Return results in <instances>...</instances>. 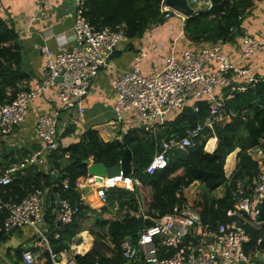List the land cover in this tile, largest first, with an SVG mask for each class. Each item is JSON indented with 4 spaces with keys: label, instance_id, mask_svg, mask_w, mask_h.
<instances>
[{
    "label": "built area",
    "instance_id": "obj_1",
    "mask_svg": "<svg viewBox=\"0 0 264 264\" xmlns=\"http://www.w3.org/2000/svg\"><path fill=\"white\" fill-rule=\"evenodd\" d=\"M72 30L75 45L71 48L56 46H39L45 57L42 66L43 76L27 90L16 93L14 99L0 104V138L11 133L14 126L22 123L28 113L30 101L45 91L48 87L57 86V106L52 113L36 117L34 128L42 141V150L31 154L19 164L24 168L29 164L40 162L43 151H53L57 148L58 117L63 110L84 112L83 100L88 95L92 80L99 70L106 66L113 50L124 37V28L116 25L114 28L104 26L100 29L91 25L85 11L86 0H73ZM195 6L203 5V11L213 6L211 0H188ZM164 17L168 18L175 10L162 6ZM196 12V11H195ZM178 13V12H177ZM264 44V30L259 35L247 31L241 32L240 57L247 58L260 51ZM145 52L134 60L128 70L123 71L111 81L116 100L113 106L117 117L125 112H134L136 118L145 124V130L154 132L149 125H162L173 111L182 110L192 102L195 112L199 110L198 103L204 102L208 116L202 124L187 129L186 136L170 137L161 141L152 159L144 171L153 173L168 166L170 156L176 151H183L194 146V137L206 129L212 130L215 123L225 124L236 112L226 107V101L237 92H243L248 83L257 82L246 69L238 68L221 50L220 44L199 49H184L179 56L170 53L164 58L163 66L157 72L145 75L141 71V61ZM215 62L216 68L207 71L206 66ZM245 80L242 81L239 78ZM215 87L220 93H215ZM222 90H225L222 91ZM258 152L264 149V137L260 138L254 147ZM16 168L9 167L0 175V186L11 182ZM258 178L253 180L250 194L241 191L232 193L233 208L227 211L231 219L218 222L210 229L201 222L199 209L187 206L182 211H174L153 219V224L139 232L134 241L125 237L121 243L122 264H239L247 262L244 244L249 236L245 225L258 226L254 221V206L264 196V172L261 167ZM77 184V183H76ZM137 179L132 174L104 177L95 184V193L99 202H106L107 191L112 187H122L133 190ZM66 187L67 184H64ZM76 186V185H75ZM44 193L35 190L23 197L19 202L2 201L0 209H5L7 215L3 221L4 232L9 236L12 231L29 226L36 233L33 247L49 249L47 239L39 229L40 214L44 202ZM55 218L60 224L72 221L77 208L67 200H60ZM82 242H80L81 244ZM22 253L25 264L33 260L31 249ZM60 256V257H59ZM63 254L53 255V264ZM61 264H76L72 259H65Z\"/></svg>",
    "mask_w": 264,
    "mask_h": 264
},
{
    "label": "trees",
    "instance_id": "obj_2",
    "mask_svg": "<svg viewBox=\"0 0 264 264\" xmlns=\"http://www.w3.org/2000/svg\"><path fill=\"white\" fill-rule=\"evenodd\" d=\"M254 1L220 0L210 10L187 17L183 31L193 41H229L234 35H239L244 14L253 6ZM163 4L164 0H86L85 15L90 24L98 29L123 25L124 37L131 38L141 35L152 23L163 20ZM113 55L114 53L109 59ZM21 60L22 54L16 34L0 19V104L14 99L20 90L18 83L26 78L20 68ZM7 90L10 95H6ZM198 107L199 110L195 112L192 106H186L158 133L159 136L170 138L177 134L181 137L186 129L194 128L203 122L208 116V109L203 102H199ZM226 107L234 110L236 115L223 125L215 124L213 130H202L194 139V146L186 151H176L164 169L150 174L142 172L156 145L150 138L141 136L138 130L130 131L121 141H104L96 130L90 128L84 132L79 142L67 147L58 146L50 152L48 160L61 163L54 173L44 172L34 165L27 166L23 172L16 171L10 183L0 186V199L17 203L37 189L50 191L52 186L57 184L61 198L79 203V210L71 223L62 224L57 229L55 224H52V217H49L53 225L51 227L59 234L58 238L49 240V245L52 253L59 254L62 249L68 247L71 238L79 231L80 221L85 218L88 209L86 204L77 199L78 195L73 188L75 180L87 174L90 158L94 163L110 167L118 163L124 149L128 148L132 154L134 174L140 176L143 183L149 187L135 186L133 191L120 187L108 189L106 202L95 220V244L98 249L95 248V252L88 257L76 256L77 263L122 264L121 241L128 236L135 243L139 232L153 224L151 218L186 209V189L194 181L202 185L200 200L196 202L201 207V221L208 228L214 229L218 222L231 219L227 216V211L233 207L231 191L250 194L253 180L261 173L259 165H264V159L259 164L250 152L260 138L264 137V81L253 82L245 91L235 93L226 101ZM213 136L217 138V146L213 152H205L203 144ZM212 144V141H208L207 149L211 148ZM236 148H239L236 168L231 175L232 179L227 182L223 165L225 158ZM7 156H2L1 161ZM63 180L68 183L66 189L63 188ZM222 184L226 188L224 195L213 196L212 192ZM146 188L147 191H143ZM115 208L124 210L121 218L101 217L103 213H111ZM139 208L141 215L130 214V211L136 212ZM6 215L7 211L0 209V245L8 238L3 226ZM144 215L147 217L144 218ZM245 229L249 238L244 244V252L251 257L258 241L264 237V224L245 225ZM52 231L50 238L54 233ZM106 237L110 241L107 246L104 244ZM99 246L105 247V250L110 247L111 252L105 253L107 251H103ZM17 255L20 256V250H17ZM40 255L45 258L44 264H52L47 251H42ZM37 262L38 258L34 257L31 264Z\"/></svg>",
    "mask_w": 264,
    "mask_h": 264
},
{
    "label": "crops",
    "instance_id": "obj_3",
    "mask_svg": "<svg viewBox=\"0 0 264 264\" xmlns=\"http://www.w3.org/2000/svg\"><path fill=\"white\" fill-rule=\"evenodd\" d=\"M192 7L194 13L203 11L202 3ZM73 10V0H0V19L16 34L17 43L22 54L20 68L26 75V78L18 83L20 88L19 91L29 89L33 83L39 81L43 76L42 66L44 65L45 57L39 50V46H48L51 49H54L56 46L71 48L75 45V36L72 30ZM185 19L186 17L177 13V11L176 13L171 14L168 18L164 17L163 12V20L149 25L141 35L133 36L131 38L123 37L120 44L116 47L114 55L108 59L106 66L101 68L92 80L89 93L83 100L84 112L79 114L76 111L63 110L60 113L58 117L57 131V144L59 147H67L73 143L79 142L84 132L90 128L96 130L98 136L104 141H121L130 131L138 130L141 136L150 138L154 141L156 147L153 155L155 154L161 141L166 140L169 137L159 136L158 133L163 128L167 127L183 109L173 111L171 114L167 115L162 125H149L150 127H154V132L149 133L145 130L146 125L139 122L134 112H125L121 117H117L113 108L116 95L111 88L112 79L123 71L128 70L134 60L141 56L143 52H145L146 55L141 61V71L145 75H150L162 68L164 58L170 53L179 56L184 49H199L214 44H220L221 50L238 68L246 69L253 79L264 81V44L262 49L253 55L247 58L240 57L241 32L247 31L253 35H259L264 30V0L254 1L253 6L244 14L240 25L239 35H234L233 38L225 42L218 41L216 43H208L191 40L183 31ZM215 68V62L206 66L207 71H211ZM239 79L242 81L245 80L242 77ZM248 84L250 85L251 83ZM220 91L219 88L215 87V93L218 94ZM222 91L225 92V90ZM6 95H10L9 90H7ZM56 106V85L48 87L45 91L37 94L30 101L25 120L19 125L14 126L9 135L0 138L1 144L9 145V150L6 153V155H8L7 158L3 159V161H1L0 158V175L4 169L9 167L16 168L14 174L16 171L23 172L26 167L30 165H34L38 169L50 173H54L56 169L60 167L61 163L54 161L57 162L58 165L51 169L54 163L53 161L48 160V155L51 151L45 150L41 153L40 162L29 164L24 168H19V164L22 161L28 158L31 154L42 150V141L37 136L34 128L36 117L45 113H52ZM188 106H192L191 101L188 103ZM203 122L198 124H202ZM175 136L180 138L177 134L173 135V137ZM183 136H186V131ZM183 136L181 135V137ZM198 136L194 137V139ZM208 141L213 142V146L209 149L206 148ZM216 146L217 138L213 136L204 142L203 150L211 153L215 150ZM235 150L239 151V148H236ZM235 150L231 152L234 153V160L227 163L225 158L223 165L227 182L232 179L231 175L236 168L237 155L239 152L236 154ZM250 152L253 159L257 160L259 164L264 159V149H262L261 152H258L253 148ZM174 154L175 152L170 156V159ZM151 159L152 157L150 160ZM91 163H94L92 158L89 159L88 166ZM259 167L260 171H262V167L264 172V165L260 164ZM134 168L135 167H133L131 162V172L129 174L133 173L138 181V184L134 185L133 190L135 186H140L141 188L147 186L148 188L149 186L143 183L140 176L134 174ZM144 169L142 172L147 173ZM100 180L101 178L95 175H90L88 171L86 175L80 176L75 180L73 188L78 195L77 199L82 201L83 204H86L88 209L86 210L85 218L80 221L81 226L79 231L71 238L68 247L62 249L59 254L52 253L51 246L49 245L50 239H55L59 236L57 230L54 231L51 226L55 224V227L58 229L62 225L55 218V213L58 208L57 203L60 200H67L72 206L77 208V212L79 210V203H72L69 199L61 198L58 193L57 184H54L50 191L47 189H37L44 193V202L42 204L38 227L45 235L49 249L33 247V242L37 238L36 233L33 228L31 229L29 226L21 227L12 231L6 241L0 245V264H25L22 258V253L30 247L38 249L31 250L33 258H38V262L35 264H44L45 258L40 255L42 251H47L50 254V259L51 254L55 256L63 254V258H58V263L60 264L64 262L66 258L72 259L76 264H79L75 260L76 256L88 257L92 255L95 252V248L98 249V246L95 244V231L97 230L95 228V220L97 218V213H99L103 207V203L99 202L95 193V184ZM198 183V181H194L187 187L185 204L186 206L197 207L200 214L201 207L198 206L196 202L200 200L202 185ZM62 184L63 188L66 189L68 187L66 180H63ZM64 184H67V186L65 187ZM54 187H57V191L55 192H53ZM147 188L143 191H147ZM225 189V185L222 184L212 192V195L215 197H222L225 193ZM127 190L133 191L130 189ZM233 192H235V190L231 191V195ZM51 194H53V201L51 200ZM115 209L118 210L117 208ZM119 212L121 215L118 218H121L124 210L120 209ZM140 213V208L136 212L130 211V214H134L135 216H138ZM110 215V213H103L101 217L111 218ZM49 217H52L53 225L50 223ZM146 217L147 216L144 215V218ZM151 219L153 221L154 218ZM90 223H92L94 228ZM52 229L54 233L52 238H50V231H52ZM80 242L82 243L80 244ZM104 243L106 246L108 244L110 245L108 237L105 238ZM83 244L86 247L80 249L79 245ZM99 248L103 251H107L105 253L109 254L111 252L110 247H106V250L103 246H99ZM17 250H20V256L17 255ZM263 251L264 248L258 245L254 250V255L251 257L247 256L248 264H264V254L263 260L254 261L257 253H263ZM50 261H52V259Z\"/></svg>",
    "mask_w": 264,
    "mask_h": 264
},
{
    "label": "water",
    "instance_id": "obj_4",
    "mask_svg": "<svg viewBox=\"0 0 264 264\" xmlns=\"http://www.w3.org/2000/svg\"><path fill=\"white\" fill-rule=\"evenodd\" d=\"M219 1L220 0H211V3L212 5H215ZM163 5L164 7H169L177 11L179 14H181L182 16L186 18L194 14V9L188 3V0H164ZM8 150H9V145L1 144V140H0V152H1L0 154L4 156L6 155ZM238 152H239L238 150H235L236 154ZM57 165H58L57 162H54L53 167L51 169H53ZM120 171L123 173V175H128L131 172V151L128 148L124 149L119 162L111 167H105L101 163H91L88 166V173L90 175H95L101 179L104 177H111V176L117 175ZM55 191H57V187L53 188V192ZM52 198H53V194H51V200ZM57 207H59V203H57ZM253 218H254V221L260 224H264V196H262L260 200L255 204ZM258 245L264 248V237L258 241ZM263 254H264V251L263 253L262 252L257 253V255L254 258V261L263 260ZM137 264H140V263H137ZM239 264H248V262L243 261V262H240Z\"/></svg>",
    "mask_w": 264,
    "mask_h": 264
},
{
    "label": "rangeland",
    "instance_id": "obj_5",
    "mask_svg": "<svg viewBox=\"0 0 264 264\" xmlns=\"http://www.w3.org/2000/svg\"><path fill=\"white\" fill-rule=\"evenodd\" d=\"M116 49V48H115ZM114 51L115 50H113V52H112V54L114 53ZM90 90V89H89ZM207 148V147H206ZM253 154V153H252ZM234 156V155H233ZM0 158H2V156H0ZM227 158V157H226ZM232 160H234V158L232 159ZM198 184H200V183H198ZM111 215H110V217L111 218H118L120 215H121V213L119 212V210H116V209H113L112 210V212L110 213ZM122 214H123V212H122ZM90 225L94 228V226L92 225V223H90ZM105 244V243H104Z\"/></svg>",
    "mask_w": 264,
    "mask_h": 264
},
{
    "label": "bare ground",
    "instance_id": "obj_6",
    "mask_svg": "<svg viewBox=\"0 0 264 264\" xmlns=\"http://www.w3.org/2000/svg\"><path fill=\"white\" fill-rule=\"evenodd\" d=\"M233 155H234V153H232L228 158H227V163H230L231 161H232V159H233ZM79 247H80V249H82L83 247H86V246H84V244L83 245H79Z\"/></svg>",
    "mask_w": 264,
    "mask_h": 264
},
{
    "label": "clouds",
    "instance_id": "obj_7",
    "mask_svg": "<svg viewBox=\"0 0 264 264\" xmlns=\"http://www.w3.org/2000/svg\"><path fill=\"white\" fill-rule=\"evenodd\" d=\"M245 262V261H244Z\"/></svg>",
    "mask_w": 264,
    "mask_h": 264
}]
</instances>
